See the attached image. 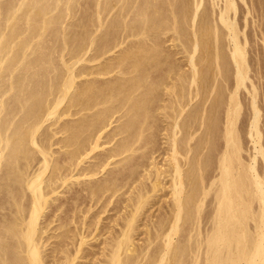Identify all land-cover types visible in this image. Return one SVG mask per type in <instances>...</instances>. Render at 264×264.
<instances>
[{"label":"bare ground","instance_id":"1","mask_svg":"<svg viewBox=\"0 0 264 264\" xmlns=\"http://www.w3.org/2000/svg\"><path fill=\"white\" fill-rule=\"evenodd\" d=\"M77 1L0 0V264H264V181L236 124L250 75L235 0L216 15L203 0H93L63 25ZM254 87L247 127L264 158ZM88 235L104 236L96 250Z\"/></svg>","mask_w":264,"mask_h":264},{"label":"rangeland","instance_id":"2","mask_svg":"<svg viewBox=\"0 0 264 264\" xmlns=\"http://www.w3.org/2000/svg\"><path fill=\"white\" fill-rule=\"evenodd\" d=\"M82 0H80V1H77L78 2V4H77V6L76 7H74L73 9L74 10H71L72 11V13L74 12V18H73V16H70V15H72L71 13L69 14V15H67L66 17H65V19H64V24L63 25H65V23L66 24H68L69 25V23L72 25V24H74V26H77L76 24L78 23H76V20L77 21H79V20H83V18L82 19H79V18H81V17H85L84 16V13L85 14H89V12L91 11V10H89V9H91V7L89 6V5H91V3H93V0L91 1V2H89V0H83L82 2H81ZM86 1H87V3H86ZM211 1H213V0H203V1H201V2H203L200 6H202L203 8H204V10L205 9H210V11L213 9V11H212V14H214V15H216L215 13H216V8H217V10H218V5L220 6L222 3V0H216V1H218V3L215 1V4H214V2L212 3ZM221 1V2H220ZM205 2V3H204ZM234 2H236V4H237V6H236V11H235V21H236V23H237V27H238V29H240L239 30V34H240V36H241V38L244 40V49H245V52H246V60H247V73H248V77H249V75H250V77L246 80V82L248 83H246V86L247 87H240L241 89H239L238 90V94H237V101H238V104H240V109H239V114H238V119H237V128H238V126L240 127V128H238V133H240L239 135H240V142L242 143L241 144V146H242V149H243V151H241V153H242V158H243V160H245V162L246 163H248V162H252L253 161V164H254V166H255V168H256V171L257 172H259L258 174H259V177L264 181V158L262 157V155H258V154H256L255 155V159L253 158V156L251 155V154H255L254 153V148H253V142H252V140L250 139L249 140V138H250V135L248 134V127L247 126H249V121H250V114H251V108L249 107L250 105V98H251V95H252V93L250 92L251 91V85H253V87H254V89L256 88V90H253L254 92L255 91H257V92H255L254 94H255V97H256V104L258 105V107H260L259 108V114H261L260 116H259V122H258V128H259V131H260V134L261 135H259V143H261V144H258V145H260L261 147L263 146L264 147V0H235ZM82 3V4H81ZM90 3V4H89ZM209 3V4H208ZM220 3V4H219ZM75 4V5H76ZM81 4V5H80ZM85 4V5H84ZM204 4H206V5H204ZM212 4V5H211ZM235 4V5H236ZM208 5H209V7H208ZM213 5H214V7H213ZM216 5V6H215ZM87 6H88V8H87ZM92 6V5H91ZM83 7V8H82ZM92 7H94V3H93V6ZM76 8V9H75ZM79 8V9H78ZM93 9L94 8H92V13H93ZM199 9H201V7L199 8ZM59 10V9H58ZM78 10V11H77ZM83 10H85V11H83ZM86 10H87V12H86ZM214 10H215V12H214ZM247 10H248V12H247ZM75 11H76V13H75ZM82 13H80V12ZM83 11V12H82ZM207 11V10H206ZM209 11V12H210ZM90 12V13H91ZM208 12V11H207ZM80 13V14H79ZM77 14H79V15H77ZM83 15V16H82ZM87 16V15H86ZM89 16V15H88ZM211 16H213V15H211ZM67 17H69V18H67ZM75 17H78V18H76V20H75ZM214 17V16H213ZM69 19V20H67V19ZM86 18V17H85ZM84 18V19H85ZM71 19V20H70ZM79 19V20H78ZM73 21H75V23H73ZM238 24H239V26H238ZM73 26V25H72ZM240 27V28H239ZM75 29H79V28H77V27H75ZM80 30V29H79ZM243 34V35H242ZM246 36V37H245ZM247 41V42H246ZM166 43H167V47L168 48H170V49H173V50H175V48H174V46H172V42L170 41H166ZM166 43H165V45H166ZM177 48H181V47H177ZM179 51H181L180 49H179ZM178 52V51H177ZM183 52V53H182ZM182 52H178V53H176V57L177 58H179L180 60H182V64H183V68L185 67V69L188 67L187 66V64L185 63L186 62V57L184 58L183 57V55H184V53H186V55H187V52H185V51H182ZM182 53V54H181ZM179 57H178V56ZM186 55H184V56H186ZM185 61V62H184ZM81 63H83V62H81ZM80 63V64H81ZM248 67L250 68V69H248ZM257 72V73H256ZM228 74H231V71L230 72H228ZM82 77H84V76H82ZM82 77H80V78H78L77 80L79 81L80 79L82 80V79H85L86 78V76L84 77V78H82ZM220 78V77H219ZM227 78H228V83H226L227 82V80H223L222 82H221V85H223V88H222V90H223V92L224 91H227V92H224L223 93V95H225V94H228L229 92H230V89H231V87H232V75L230 76H227ZM220 80H222V79H220ZM224 83V84H223ZM220 84V83H219ZM250 84V85H249ZM226 85V86H225ZM231 85V86H230ZM228 87V88H227ZM230 87V88H229ZM250 90V91H248V89ZM247 89V90H246ZM239 91H240V93H239ZM212 94V93H211ZM210 98V97H209ZM208 98V100H206L205 102H203L202 103V100H201V103L200 104H209L210 103V99ZM240 102V103H239ZM191 104V103H190ZM222 104H224L223 102H222ZM248 105V106H247ZM249 109V110H248ZM249 111V112H248ZM248 112V113H247ZM219 115H220V113H219ZM66 118H68L69 116H65ZM220 117V116H219ZM249 120H248V119ZM241 119V120H240ZM245 121V122H244ZM47 122H49V121H46V122H44L43 123V126L47 123ZM239 122V123H238ZM242 122V123H241ZM241 123V124H240ZM114 124V123H113ZM241 126H240V125ZM244 124V125H243ZM246 124V125H245ZM221 125V124H220ZM43 126L41 127V128H43ZM243 126V127H242ZM245 126V127H244ZM50 127H52V129L54 128L53 127V125H51V126H49L48 128L49 129H51ZM41 128H40V130H41ZM245 130H244V129ZM246 128H247V130H246ZM218 130L215 132L214 131V136L216 137V141L218 142H216L215 141V138H214V141L216 142L215 144H217V145H219L220 144V140L219 139H217V136L216 135H218V138H219V134H218V132H220L219 131V128H217ZM241 131V132H240ZM243 131H244V133H243ZM247 132V133H246ZM216 133V134H215ZM242 134V135H241ZM57 135H58V137H60L59 136V134H56L54 137H52L53 139H52V141L57 137ZM248 135V136H247ZM158 136V138H156V139H159V140H157L158 142H160V143H164V144H161V146L162 145H165V142H164V138H163V136L161 137L160 135H157ZM156 136V137H157ZM243 136V137H242ZM57 137V138H58ZM56 138V139H57ZM163 140H162V139ZM55 139V140H56ZM161 139V140H160ZM261 139V140H260ZM54 140V141H55ZM242 140V141H241ZM159 143V144H160ZM244 144H245V146H244ZM217 145H215L216 147H218ZM244 146V147H243ZM53 149L55 148H58L57 147V145L56 144H54V145H52L51 146ZM262 147V149H264ZM253 149V150H252ZM161 151V150H160ZM162 151H163V149H162ZM162 151L161 152H157L155 155H157L156 157L157 158H159L158 160L159 161H162V162H160L159 164H163V163H166V161H165V159H164V155L162 156L161 154H164V153H162ZM263 152H264V150H263ZM248 154H250V156L248 155ZM245 155H246V157H245ZM258 156V157H257ZM244 157H245V159H244ZM249 157V158H248ZM247 159H248V161H247ZM258 159V160H257ZM263 159V160H262ZM257 160V161H256ZM259 162V163H258ZM263 163V164H262ZM257 164H259L258 166H257ZM164 165V164H163ZM213 166V165H212ZM212 166H210L208 169L210 170L209 172H212V174H213V172L215 173L216 171H213L212 169H213V167ZM263 166V167H262ZM164 167V166H163ZM260 170H259V169ZM259 170V171H258ZM79 186V185H78ZM65 190H67V189H63V192L65 191ZM63 192H60V193H58V195L57 196H60L59 197V199H57L58 200V202L59 201H61V199H63V198H66L67 196H68V194L70 195L71 193L70 192H67V191H65V193H63ZM162 192V191H161ZM165 192V194H162V193H160V191L159 192H157L159 195L160 194H162V195H160V200H159V197H158V199L156 198V199H154L153 201L155 202V204H153V207L151 208V211H153L154 209H155V207L157 208V209H155V211H154V214L156 215V214H158L159 212H161L162 211V206H164V208H165V205L164 204H166L167 205V203H166V201H169V198L168 197H170L169 196V194H168V196L166 195V193H168V191H166V190H164L163 191V193ZM62 193V194H61ZM67 196H66V195ZM62 195H64V196H62ZM164 196V197H163ZM167 197V198H166ZM209 197H210V195L207 197L208 199H206L205 200V203H204V208H206V209H210V207H212V205H211V201H210V199H209ZM164 198V199H163ZM67 199H68V201L71 199V198H69V197H67ZM167 199V200H166ZM56 200V201H57ZM156 200H158V201H156ZM165 200V201H164ZM208 200H209V203H210V205H209V203H208ZM56 201H54V202H56ZM67 200L65 199V202H66ZM67 201V202H68ZM160 201V202H159ZM57 202V203H58ZM153 202V203H154ZM157 202H159V205L158 204H156ZM165 202V203H164ZM160 203L162 204V205H160ZM208 203V204H207ZM53 204H55V203H52V206H53ZM70 204V205H69ZM65 206V208L64 209H66V208H69L68 207V205L69 206H72L73 204H72V200H70L69 201V203H66V204H64ZM67 205V206H66ZM205 205H206V207H205ZM209 205V206H208ZM51 206V207H52ZM111 206V205H110ZM159 206V207H158ZM160 206H161V208H160ZM51 207H48V208H50L51 209ZM209 207V208H208ZM46 209L47 211H51L50 209ZM154 208V209H153ZM159 208V209H158ZM164 208H163V210H164ZM153 209V210H152ZM45 210V211H46ZM46 211V212H47ZM110 211V212H109ZM108 211V213L109 214H113V210H109ZM64 212V211H63ZM63 212H61V214L63 215L64 213ZM67 212V211H66ZM69 213H70V211H68ZM47 215L49 214L48 212L46 213ZM106 214H107V212H106ZM106 214H105V212L103 213V214H101V217L104 219L103 220V222L104 221H106V219H105V216H106ZM104 216V217H103ZM107 216H108V214H107ZM44 218V217H43ZM205 221V220H204ZM204 221H202V223H204ZM206 222V221H205ZM54 223L55 222H52V223H50L49 224V226H47V229H46V233L44 232L43 234L44 235H46V236H44L45 238L43 239V249H44V247H46L45 249V252L47 251V250H49V247H51V246H53L54 245V241H55V238L53 239V237H49V236H47V235H49V233H53V225H54ZM202 223H200V225L202 224ZM206 224V225H205ZM208 224L207 223H204V224H202V226H201V228H204L205 226H207ZM53 226V227H52ZM71 226H74V223H71ZM204 226V227H203ZM48 227H50V229H48ZM50 230V231H49ZM138 235L140 236V237H138ZM138 235H135V240H134V243H135V245H138L139 244V246H140V243H143V238H144V234L143 235H141V234H138ZM102 237H104V236H99L98 237V235L94 238V237H92V235H88L87 237H86V242L83 244V250H91V249H97V246H100V244H98V242L100 241V238L102 239ZM143 237V238H142ZM177 237V234L175 235V237L174 238H176ZM90 238V239H89ZM94 238V239H93ZM99 239V240H98ZM137 239V240H136ZM87 240H89V241H87ZM92 242H91V241ZM97 240V241H96ZM49 241V242H48ZM136 241V242H135ZM48 242V243H47ZM89 242H91V243H89ZM140 242V243H139ZM48 245H47V244ZM95 243V244H94ZM89 245V246H88ZM97 245V246H96ZM93 246V247H92ZM96 246V247H95ZM48 247V248H47ZM87 247V248H86ZM89 247V248H88ZM99 256V254L97 255V258H95V260L96 261H94V260H91V262L90 261H88V260H86L85 258L84 259H82V257H78V258H76L75 259V261L72 263V264H79V263H83V261L84 262H88L89 264H102L100 261L102 260L101 258V255H100V257H98ZM81 260H80V259ZM99 259H100V261H99ZM83 260V261H82ZM93 261V262H92ZM97 261L98 262H100V263H97ZM196 264H199V262L198 263H196Z\"/></svg>","mask_w":264,"mask_h":264}]
</instances>
